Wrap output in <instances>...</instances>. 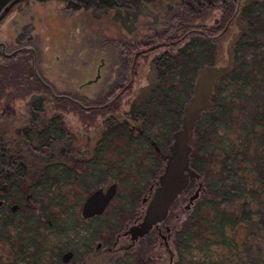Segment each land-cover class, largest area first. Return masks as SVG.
<instances>
[{
  "label": "flooded vegetation",
  "instance_id": "obj_1",
  "mask_svg": "<svg viewBox=\"0 0 264 264\" xmlns=\"http://www.w3.org/2000/svg\"><path fill=\"white\" fill-rule=\"evenodd\" d=\"M259 5L264 0H0L2 237L26 218L34 232L45 219L56 233L60 221L71 233L86 220L91 233H104L117 227L100 221L115 204L113 221L116 213L130 219L116 237L132 249L139 239L130 246L123 233L145 208L170 143L162 142L168 132L153 137L150 126L158 120L166 129L176 118L169 107L180 106V120L199 70L224 66L230 50L233 63L213 86L212 103L236 47L248 43V9ZM67 185L78 192L63 195ZM107 190L101 212L82 218L85 200ZM67 252L73 263L72 251L60 260Z\"/></svg>",
  "mask_w": 264,
  "mask_h": 264
},
{
  "label": "trees",
  "instance_id": "obj_2",
  "mask_svg": "<svg viewBox=\"0 0 264 264\" xmlns=\"http://www.w3.org/2000/svg\"><path fill=\"white\" fill-rule=\"evenodd\" d=\"M248 15V43L243 47L240 42L236 47L228 82L214 88L213 107L202 113L194 127L189 166L200 176L201 192L180 228L168 227L174 251H167L170 264H262L261 260L249 256L254 252L260 257V248L244 243L238 250L236 241L227 238V231L241 227H252L251 234L264 232V5L251 6ZM245 48L249 51L248 56L244 54ZM173 108L169 107L170 115H176V118L169 120L171 125L176 124L180 114V106L175 107L174 113ZM153 170L160 172L156 160ZM33 222L34 219L26 218L24 227H18L19 231L11 238H4L5 241L8 239L11 249L9 264H68L60 260L62 250L55 239L65 234V221L57 223L64 227L58 233L49 226L54 224L44 221L41 225L45 228L41 233L31 231L30 226H35ZM2 236L0 232V238ZM96 236V231L89 235L85 252H92L89 249ZM51 239H54L52 246ZM211 246L224 247L232 256L221 255L213 260L209 251ZM195 253L202 254L205 259L196 257ZM75 256L74 253L72 260ZM113 264L150 262L141 250L128 249Z\"/></svg>",
  "mask_w": 264,
  "mask_h": 264
},
{
  "label": "water",
  "instance_id": "obj_3",
  "mask_svg": "<svg viewBox=\"0 0 264 264\" xmlns=\"http://www.w3.org/2000/svg\"><path fill=\"white\" fill-rule=\"evenodd\" d=\"M249 2H259V0H249ZM239 36L240 34L233 35L229 44H232ZM232 63L233 54L228 50L224 66H205L199 70L192 93L183 105L178 128L171 133L166 152L160 154V160L163 163L162 170L151 188L145 208L137 221L123 233V236L128 237L130 246L138 239L145 237L151 230H158L159 226L166 221L170 207L187 191L191 181H196L197 186L187 197L183 210L188 211L198 198L201 192V182L199 181L200 176L189 166L190 141L195 124L201 118L202 113L213 107L209 101L213 86L217 80L227 75ZM155 151H157L156 148ZM112 192V190H107L105 195H102L100 191H97L90 195L82 207L81 217L86 218L99 214ZM164 230L167 233L168 227ZM166 238L168 239V236H160L165 248H167ZM69 258L70 253L67 252L61 257V261L66 263Z\"/></svg>",
  "mask_w": 264,
  "mask_h": 264
},
{
  "label": "rangeland",
  "instance_id": "obj_4",
  "mask_svg": "<svg viewBox=\"0 0 264 264\" xmlns=\"http://www.w3.org/2000/svg\"><path fill=\"white\" fill-rule=\"evenodd\" d=\"M245 56H248L249 51L245 50ZM182 107V105H181ZM179 120V119H178ZM176 121V124L171 125L170 122L168 123L167 128L165 129V123L164 122H158L153 121V125L150 126L151 133L153 134V137H160L163 132H168V136L166 137V140L170 138V134L172 131L176 130L179 125V121ZM196 181H194L190 188L187 189V191L180 197L178 200L170 207L168 216L166 218V221L164 224L159 226L160 235H165L163 228L169 227L170 229H178L180 228L182 222L184 221L185 217L187 216L188 211L183 210V206L186 204L187 197L192 194L194 189L196 188ZM72 190L77 191L76 187H72L70 185L64 186L62 188V194L69 196ZM78 192V191H77ZM49 197H46L45 199H48ZM72 199L69 200V203H71ZM46 200H43V203H46ZM112 206H115L113 204ZM112 206L107 209L105 215L100 218V221H103L106 219L108 222L109 220L112 221L110 224L116 225V229L106 231L104 233L97 232V236L94 238V240L91 242V247L89 250H92L93 247L100 243L99 250L95 251V259L90 260L92 257H89V260L91 261H85V264H113V261L116 258H122L124 253L128 251V248H124L127 245V240L124 237H116L120 234V231L123 230V226H125L126 223L130 220L128 217L124 216L123 214H117V217L113 221V215L114 211H112ZM236 210L238 209V203L235 206ZM255 208V207H254ZM54 213H57L55 211ZM53 214V213H52ZM115 214V215H116ZM255 220V218H253ZM45 222V219H44ZM77 225L81 228V230L71 233H65L62 236L57 237V245L58 247L63 251H72L76 254L73 263L70 264H83L82 260L87 259L86 254L89 252H85L82 247L81 243L83 242V237L87 236V234L92 231L91 228L94 225L92 221H84L82 224L77 222ZM164 225V226H163ZM82 226V227H81ZM42 227V226H41ZM44 230V228L42 229ZM41 229H38L37 232L41 233ZM251 231H253L252 227L248 228H237L233 232L227 231V238L231 240H235L238 250H241V245L244 243L246 245H250L254 248L258 247L261 249L260 257L259 255L254 252H250L249 256L253 259H256L257 261L261 260V263L264 262V232L261 230V232H257L256 234H251ZM91 233V232H90ZM89 233V234H90ZM15 234V231L12 228H9L4 234V237L11 238ZM257 235V236H256ZM261 237V240L258 239ZM66 238V239H64ZM10 241L13 243V239H10ZM60 241H63V245ZM69 241V243H68ZM103 241L105 243H103ZM115 242L113 246H110L112 242ZM65 242V243H64ZM54 243V239H51V246ZM167 245L168 248H164L163 241L158 238V235H156V232H152L149 237L144 238L141 242H137L133 248L132 251L141 250L142 253L148 257L150 264H170V258L167 253V251H172L171 253H174L171 245V238L167 239ZM54 247V246H53ZM57 248V247H54ZM108 249V250H107ZM107 250V251H106ZM209 251L211 252L212 259L217 260L221 255L223 256H232L231 251L225 249L221 246H211ZM92 253V252H91ZM196 257L201 258L204 260V256L202 254H196ZM174 259V257H173ZM12 260L11 256V249L9 248V244L7 241L4 240V238H0V264H9ZM49 260L46 258L45 263H47Z\"/></svg>",
  "mask_w": 264,
  "mask_h": 264
}]
</instances>
